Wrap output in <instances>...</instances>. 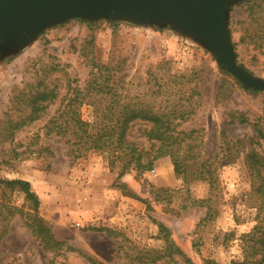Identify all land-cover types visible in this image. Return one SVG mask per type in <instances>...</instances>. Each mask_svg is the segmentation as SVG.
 <instances>
[{"label": "rangeland", "instance_id": "rangeland-1", "mask_svg": "<svg viewBox=\"0 0 264 264\" xmlns=\"http://www.w3.org/2000/svg\"><path fill=\"white\" fill-rule=\"evenodd\" d=\"M250 1L229 7L227 26L237 64L264 80V0ZM254 31L259 38L250 42ZM93 64L111 69L101 70L98 80L102 85L111 77L108 94H97L93 85L88 91L98 76ZM223 70L208 50L170 26L123 20L71 19L0 58V125L6 113L12 121L21 117V92L40 88L56 95L40 119L12 138L0 133V179L27 182L38 201L35 214L23 192L0 188V224L6 229L0 264H90L89 258L101 264H186L171 256L158 225L192 264H264L259 254L244 261L241 240L257 218L244 155L256 123L264 135V92L244 89ZM78 94L81 104L73 102ZM69 102L90 124L109 110L112 122L124 109L163 115L174 136L184 139V174L175 175L171 159L162 157L148 172L129 170L118 178L122 163L111 164L107 152H83L70 145L69 134H48V122ZM187 110L194 113L183 121L179 113ZM241 117L246 124L237 122ZM150 127L131 123L126 141L153 157L158 144L145 135ZM222 131L245 145L227 150ZM253 148L264 154V139ZM200 175L213 177V191ZM205 200L208 206H197ZM206 207L212 219L203 221ZM33 215L61 243L55 251L44 250L32 233ZM98 228L114 235L91 230Z\"/></svg>", "mask_w": 264, "mask_h": 264}, {"label": "trees", "instance_id": "trees-1", "mask_svg": "<svg viewBox=\"0 0 264 264\" xmlns=\"http://www.w3.org/2000/svg\"><path fill=\"white\" fill-rule=\"evenodd\" d=\"M250 2L256 3L257 0H251ZM253 33L254 34L251 36L252 38L250 37V42L255 38H259L257 37L255 31ZM262 34L264 41V31ZM92 69L96 70L98 76L92 79L91 84L88 86V91L91 89V85H93L95 87L93 90H95L97 94H108L109 91L106 88L111 77H105L106 79H104V83L102 85H99L98 80L101 79V70L109 73L111 69L108 66L100 64H93ZM223 72L230 75L225 70H223ZM236 82L242 86L237 80ZM103 90H105V92H103ZM250 91L257 92L254 90ZM19 96L20 99L18 102L23 107V110L20 111L21 117L17 121H12L6 113L4 114L6 120H4L0 125V133L6 134L7 138H12L13 134L17 130H20L27 124L40 119L46 111L47 106L56 98V95L52 91L40 88H36V90L28 95L27 93L21 92ZM85 96H88V94ZM79 97H81V94H78L73 102H79L81 104V101H78ZM71 103L72 102H69L63 110H57L55 112L54 116L48 122V134H54L60 137H65L69 134L73 138L70 145L77 146V150H82L83 152H107L109 156L113 158L111 159V164L115 162L122 163V170L117 176L118 178H121L129 170H134L137 174L148 172L152 169L155 161L162 157H169L171 159L175 175L180 176L184 174L185 169L179 162V147L181 143H183L184 139L179 138L180 134L174 136L172 123L169 120H163V115L160 116L157 112L154 113L147 108L133 110L124 109L118 112L116 120H114L115 122H112V119L115 117L112 111L109 110L101 115V118L99 119L100 121L90 124L81 119L80 113L77 110L78 106H73ZM27 109V114H23V111ZM193 113V110L180 112L179 118L186 121V119H188ZM137 122H144L151 126L149 130L146 131L145 135L148 140L154 141L158 144L153 157L147 156L146 153L144 154L145 156L142 153H138L136 147L126 141V133L129 129V125ZM237 122L240 124L247 123L246 119L243 117L238 119ZM254 131L256 132V137L249 139L250 144L248 145V149L244 155V161L251 180L250 195L256 203L254 207L257 210V218L256 224L252 228L251 232L242 236L241 239L243 242L242 253L244 254L245 262H247L249 258L258 254L262 255L261 260H264V154L258 153L253 148V145H257L259 139H264V135L263 130L259 127L258 123L255 124ZM221 136L223 144L227 146V150L235 148L236 146L245 145L241 141L232 142L226 139L223 131L221 132ZM67 142L69 143V140H67ZM22 153L23 152H21V154ZM13 156L16 157L18 155L13 153ZM199 178L208 182L210 192L215 189L213 181H211L213 178L211 175H200ZM0 188L10 190L18 189L23 192L26 199L32 203L33 211L36 214L38 201L35 195L30 192L29 184L27 182L21 180L0 179ZM207 202V200L200 202L197 201L196 204L197 206H205V204L208 206ZM206 208V215L203 218V221L212 219L209 207ZM1 219H3L2 215H0V220ZM29 228L32 230V233L40 239V243L44 250L55 251V249L61 246V243L55 241L54 237L50 235V230L46 224L43 223V221L36 215H33L32 220L29 223ZM5 230V226L0 224V242L3 239ZM91 230L95 232H105L107 236L114 235V233L109 229L98 228ZM158 232L160 239L162 238L165 241L166 248L171 252V256H179L182 258L184 263L192 264L190 260L186 258V256L176 246L173 245L169 237V232L164 226L158 225ZM88 262L90 264H101L90 258L88 259ZM204 264L216 263L212 260H206L204 261Z\"/></svg>", "mask_w": 264, "mask_h": 264}, {"label": "water", "instance_id": "water-1", "mask_svg": "<svg viewBox=\"0 0 264 264\" xmlns=\"http://www.w3.org/2000/svg\"><path fill=\"white\" fill-rule=\"evenodd\" d=\"M241 0H0V58L43 30L71 19L123 20L168 25L208 50L244 89L264 92V80L236 62L227 26L229 7Z\"/></svg>", "mask_w": 264, "mask_h": 264}]
</instances>
